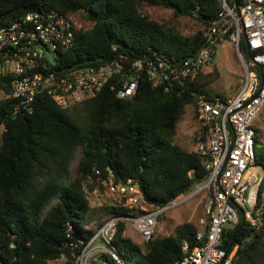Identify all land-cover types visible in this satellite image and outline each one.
Instances as JSON below:
<instances>
[{"label":"trees","instance_id":"obj_1","mask_svg":"<svg viewBox=\"0 0 264 264\" xmlns=\"http://www.w3.org/2000/svg\"><path fill=\"white\" fill-rule=\"evenodd\" d=\"M142 3L192 17L201 28L182 36L140 14ZM51 10L65 16L82 13L91 22L88 29L74 28L70 46L59 53L68 70L116 58L130 64L153 52L178 60L192 57L205 41L203 29L217 18L221 6L219 0H0V26L28 12ZM216 77L217 73L201 71L180 95L152 87L141 77L135 95L126 99L116 97L108 82L95 97L65 108L40 91L33 111L16 115L15 99L0 98V264H48L60 257L64 264H74L94 233L87 228L91 206L83 186L90 177L132 179L153 206H163L203 181L207 170L200 156L171 140L184 107L194 106L193 91L220 95L204 89ZM10 80H1L5 94L10 93ZM259 133L255 128L254 165L263 171L261 192L264 144ZM77 150L78 172L70 178L68 167ZM107 209L116 216L137 213L122 204ZM124 230L125 222L118 221L112 243L126 261L141 248L122 235ZM194 232L188 223L164 237H155L154 232L144 242L139 264H172L180 257L182 240ZM223 248L233 264H264V224L254 229L240 218L224 230ZM98 257L108 259L104 253Z\"/></svg>","mask_w":264,"mask_h":264},{"label":"built area","instance_id":"obj_2","mask_svg":"<svg viewBox=\"0 0 264 264\" xmlns=\"http://www.w3.org/2000/svg\"><path fill=\"white\" fill-rule=\"evenodd\" d=\"M219 1L217 18L203 29L202 46L194 56L181 60L153 52L130 64L116 58L66 70L59 53L70 46L77 28L70 16L53 10L32 11L0 26V98L15 99L14 115L31 113L40 91L52 95L63 108L95 97L108 82L116 97L130 98L141 77L152 87L180 95L198 73L204 72L222 42L231 44L245 73L244 86L234 96L192 93L196 96L194 117L198 122L194 151L207 170L204 180L167 204L153 206L143 199L136 181L108 179L109 192L119 196L123 206L137 209V213L112 215L94 229L77 255L76 264L94 259L95 255L94 264H127L112 243L118 221L130 223L147 242L162 213L199 194L204 201L198 226L190 239L182 240L180 257L172 264H233L232 255L223 248L224 230L235 226L240 218L254 229L263 225L264 190L259 191L263 175L258 176L251 168L255 163L253 122L264 106V0ZM242 45L245 49H241ZM45 51L53 55L54 62L45 56ZM5 77H11L9 94L1 87ZM121 77L122 82L118 81ZM124 233L125 230L123 236ZM102 253L108 259L98 257Z\"/></svg>","mask_w":264,"mask_h":264},{"label":"rangeland","instance_id":"obj_3","mask_svg":"<svg viewBox=\"0 0 264 264\" xmlns=\"http://www.w3.org/2000/svg\"><path fill=\"white\" fill-rule=\"evenodd\" d=\"M140 14L161 23L167 27H172L182 36H191L199 30L200 24L188 16H175L169 8H164L158 5H149L142 3L138 6ZM71 19L76 24L77 28L88 29L91 27L89 22L82 13H74L70 15ZM217 73V77L204 86L205 90L218 93L224 96H234L242 89L245 82V73L239 64L233 47L229 42H222L217 45L213 60L205 66L204 72ZM255 128L259 129V138L264 144V106L253 122ZM198 127V122L194 117L193 104H187L184 107V112L177 122L175 135L171 142L181 146L187 150H194V131ZM1 133V128H0ZM259 149V145L256 146ZM80 150H77L71 159L68 167L70 178H74L78 172V161ZM252 172L262 176L263 171L261 166L254 165L251 168ZM91 211L89 213L91 223L87 228L97 229L104 221L112 215L108 212L109 206L120 204L119 196L111 194L108 190L107 182L100 178H88L84 184ZM204 197L202 194L188 198L178 206L171 208L159 217V223L155 230V237H164L173 234L176 227L184 223H188L195 228L198 226V218L203 212ZM264 224V219H263ZM125 236L129 237L133 243L141 248V253L144 252V242L140 235L130 226V223L125 224ZM141 253L136 252L132 256L125 258L127 264H139L142 260ZM96 258V255L94 256ZM94 259L82 260L83 264H94ZM65 258L60 257L57 260L51 261L48 264H64ZM74 264L76 262L74 261Z\"/></svg>","mask_w":264,"mask_h":264},{"label":"water","instance_id":"obj_4","mask_svg":"<svg viewBox=\"0 0 264 264\" xmlns=\"http://www.w3.org/2000/svg\"><path fill=\"white\" fill-rule=\"evenodd\" d=\"M44 54L51 62H54V57L49 51H45Z\"/></svg>","mask_w":264,"mask_h":264}]
</instances>
